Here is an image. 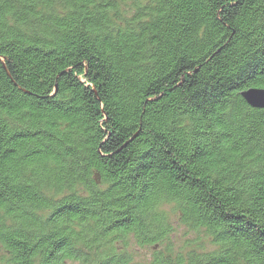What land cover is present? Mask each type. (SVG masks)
Segmentation results:
<instances>
[{
	"label": "trees",
	"instance_id": "obj_1",
	"mask_svg": "<svg viewBox=\"0 0 264 264\" xmlns=\"http://www.w3.org/2000/svg\"><path fill=\"white\" fill-rule=\"evenodd\" d=\"M250 88L264 0H0V264H264Z\"/></svg>",
	"mask_w": 264,
	"mask_h": 264
},
{
	"label": "rangeland",
	"instance_id": "obj_2",
	"mask_svg": "<svg viewBox=\"0 0 264 264\" xmlns=\"http://www.w3.org/2000/svg\"><path fill=\"white\" fill-rule=\"evenodd\" d=\"M168 219L171 220L170 217ZM172 225L174 226V231L170 236H171V240L175 243L176 246L182 247L189 239H191L195 235L194 232H188L182 225H177L173 221H172ZM130 249L128 251H130ZM147 255H149V252L146 249H143L142 252L136 254L135 259L142 260L144 259L143 257ZM73 264H79V263H73Z\"/></svg>",
	"mask_w": 264,
	"mask_h": 264
},
{
	"label": "water",
	"instance_id": "obj_3",
	"mask_svg": "<svg viewBox=\"0 0 264 264\" xmlns=\"http://www.w3.org/2000/svg\"><path fill=\"white\" fill-rule=\"evenodd\" d=\"M241 96L251 107L264 109V89L250 88L241 92Z\"/></svg>",
	"mask_w": 264,
	"mask_h": 264
}]
</instances>
